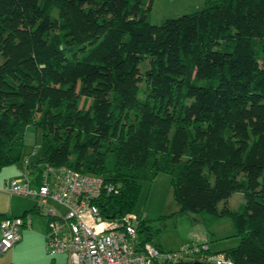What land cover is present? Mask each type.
I'll return each instance as SVG.
<instances>
[{"label":"trees","instance_id":"1","mask_svg":"<svg viewBox=\"0 0 264 264\" xmlns=\"http://www.w3.org/2000/svg\"><path fill=\"white\" fill-rule=\"evenodd\" d=\"M149 10L150 0H0V170L39 131L30 175L46 164L100 178L104 220L132 214L141 183L167 173L182 213L232 222L238 243L217 254L264 264V0H205L159 25ZM233 193L241 211L225 205Z\"/></svg>","mask_w":264,"mask_h":264},{"label":"built area","instance_id":"2","mask_svg":"<svg viewBox=\"0 0 264 264\" xmlns=\"http://www.w3.org/2000/svg\"><path fill=\"white\" fill-rule=\"evenodd\" d=\"M29 162L20 178L10 181L2 189L9 196L31 198L47 217L45 252L53 257L65 255L66 264H230L222 254L208 255L205 246L186 247L176 252H162L137 240L139 220L128 214L119 220L102 219L93 201L103 189L109 191L98 177L80 175L70 169L42 168L40 183L31 188ZM48 201L57 207L48 206ZM23 225L19 217L0 222V254L11 249L18 240Z\"/></svg>","mask_w":264,"mask_h":264},{"label":"rangeland","instance_id":"3","mask_svg":"<svg viewBox=\"0 0 264 264\" xmlns=\"http://www.w3.org/2000/svg\"><path fill=\"white\" fill-rule=\"evenodd\" d=\"M149 1V0H146ZM205 0H150V10L147 14L148 22L159 25L167 19H175L182 15H188L199 11ZM147 59L140 65L146 68ZM141 86V85H140ZM141 97V95H139ZM40 133L26 134L24 144L20 150V161L0 170V180L3 178L9 183L17 171L23 166L24 160L32 162L38 160L41 150L39 147ZM34 151V152H33ZM6 177V178H5ZM31 178V175L29 176ZM17 179V178H16ZM3 181V180H2ZM4 182V181H3ZM7 183V184H8ZM6 184V185H7ZM2 187V186H1ZM37 185L31 183V188ZM0 209H4L8 203L23 204L26 200L18 196H9L3 189L0 191ZM29 201V200H28ZM244 200L241 193H233L225 202L228 209L241 211ZM48 206H55L48 201ZM219 204V208H221ZM45 214L46 209L41 208ZM132 215L142 221V228L137 240L144 242L162 252H174L186 247L206 244L212 254L222 253L234 248L238 243V236L232 222L228 219L211 222L205 226L200 221V215L184 214L172 197L170 178L167 173H160L151 181H143ZM51 258L50 256H48ZM58 264H63V257ZM4 264V260H0Z\"/></svg>","mask_w":264,"mask_h":264},{"label":"crops","instance_id":"4","mask_svg":"<svg viewBox=\"0 0 264 264\" xmlns=\"http://www.w3.org/2000/svg\"><path fill=\"white\" fill-rule=\"evenodd\" d=\"M27 161L29 163L32 162L30 160ZM36 161L32 163H35ZM24 168L25 167L22 166V168L14 175L15 177L11 178L10 181L19 179ZM29 179L30 183H33L37 186L40 183L39 176L34 177L32 175ZM2 180H0V191L8 183L4 178ZM0 197L3 198L4 196L0 195ZM28 200H26L25 203L21 205H13L12 202L8 203L4 209H0V215H5L7 217L21 216L24 212L30 210L36 204L33 199L29 198ZM40 212V215H30L29 217L22 219L23 225L17 233L18 240L13 244L11 249L4 252L3 254H0V260H4V264H58L60 259L58 257H63V264H66L65 255L58 254L53 256H57V260L53 257L49 258L46 254L44 247L45 236L47 233V219L44 216L45 214L42 209H40Z\"/></svg>","mask_w":264,"mask_h":264},{"label":"water","instance_id":"5","mask_svg":"<svg viewBox=\"0 0 264 264\" xmlns=\"http://www.w3.org/2000/svg\"><path fill=\"white\" fill-rule=\"evenodd\" d=\"M192 264H200V263H198V262H193Z\"/></svg>","mask_w":264,"mask_h":264}]
</instances>
